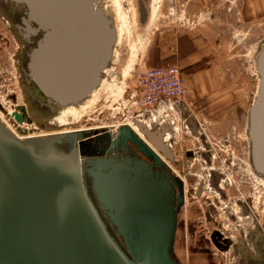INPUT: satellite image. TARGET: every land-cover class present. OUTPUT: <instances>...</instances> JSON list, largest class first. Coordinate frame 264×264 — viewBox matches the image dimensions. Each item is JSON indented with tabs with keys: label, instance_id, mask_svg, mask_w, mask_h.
Returning a JSON list of instances; mask_svg holds the SVG:
<instances>
[{
	"label": "rangeland",
	"instance_id": "1",
	"mask_svg": "<svg viewBox=\"0 0 264 264\" xmlns=\"http://www.w3.org/2000/svg\"><path fill=\"white\" fill-rule=\"evenodd\" d=\"M152 1L120 0L124 6L120 9L122 18L113 20L117 44L113 45V56L100 76L114 87L117 97L113 99L108 91L98 88L96 91L101 92L91 98L86 110H78L79 114L66 125L58 120L59 107L52 106L46 112L30 95L23 74L27 44L16 30L18 23L10 11L11 4L0 2V124L11 135L15 133L22 138L21 141L68 134L74 136L76 143L81 141L91 146L100 133L105 132L112 139L122 128L133 132L135 123L140 121L149 123L154 133L165 123L174 134L177 143L174 147L182 157L186 150L207 153L211 149L215 166L223 171L225 160L232 155L238 158L229 171L233 176L238 175L237 180L239 174L244 175L243 196L253 199V215L264 246V177L250 170L253 182L247 167L248 112L258 91L255 57L264 42V0H156L160 8L155 22L149 23ZM99 3L103 5V0ZM170 65L181 72L186 89L184 104L172 110L135 104L141 73ZM73 107L78 109L77 105ZM18 108L25 109L30 119L21 126L10 117ZM189 123L202 136L191 133ZM65 130L70 132L64 134ZM190 166L198 169L197 160L190 161L189 167L182 164L183 172L189 171ZM199 170L204 176L206 171ZM192 196L190 191L180 214L173 250L178 264L238 263L234 257L236 247L219 252L207 241L208 232L223 225L229 235L240 236L243 241L254 223L249 217H240V232H234L229 214L219 210L216 222L206 225L202 218L206 209L204 201L213 194L207 192L198 202ZM249 246L250 242L243 244L246 249Z\"/></svg>",
	"mask_w": 264,
	"mask_h": 264
},
{
	"label": "water",
	"instance_id": "2",
	"mask_svg": "<svg viewBox=\"0 0 264 264\" xmlns=\"http://www.w3.org/2000/svg\"><path fill=\"white\" fill-rule=\"evenodd\" d=\"M9 1L25 7L31 35L40 34L25 65L32 96L53 106L75 104L88 96L99 84L115 42L111 21L95 7L99 0ZM139 11L144 19L142 5ZM255 63L258 91L248 112L247 137L253 171L264 177V42ZM137 127L159 149L154 134ZM125 138L158 161L127 127L117 131L116 139L107 133L96 137L105 141V149ZM75 144L73 135L21 142L0 124V264H169L170 218L164 215L167 221H159L165 228L155 255L142 261L133 258L130 244L125 242V249L119 245L98 208L99 204L106 212L114 211L120 194L112 198L111 181L123 179L124 168L119 166L118 174L103 172L90 159L77 157L72 163L57 151ZM116 215L115 210L112 218L121 232Z\"/></svg>",
	"mask_w": 264,
	"mask_h": 264
},
{
	"label": "flooded vegetation",
	"instance_id": "3",
	"mask_svg": "<svg viewBox=\"0 0 264 264\" xmlns=\"http://www.w3.org/2000/svg\"><path fill=\"white\" fill-rule=\"evenodd\" d=\"M0 2L11 4L10 11L12 15L16 16L18 23L16 30L27 44V50L23 57V74L31 95V81L27 77L25 65L27 56L40 34L31 35V22L27 20V13L23 5L9 0H0ZM33 98L35 103L39 107L44 108L46 112L53 106L47 101L41 102L35 97ZM15 113L18 114L22 123L23 121H30L27 111L21 110L19 113ZM189 128L194 135L202 136L201 132L196 130L191 123H189ZM149 132H151V129ZM103 134L105 132L97 136ZM153 134L160 144L159 149L153 146L156 151L152 150L156 154L158 161L152 159L146 151L127 138L119 141L111 149H105L104 145L106 143L100 139H95L96 141L91 146L89 145L90 143L83 144V142L79 141L75 145L67 146L66 148H57L58 153L64 154L63 157L69 159L72 163L84 153L85 155H90L87 159H90L93 166L98 167L103 172L111 170L118 174L121 169L119 166L124 168L123 173H121L124 174L123 179L119 182H116V179L111 181L114 186L112 198L114 195L120 194L119 197L116 195V198L118 197L117 200H119L113 203L115 206L114 211L106 212L98 204L111 236L115 238L123 249H125V242L130 244L132 257L142 261L154 256L155 248H158V242L163 241V236H160V233L164 230L165 225H161L159 221H167L162 218L166 215V218H170V226L172 224V236L170 239L171 260L169 259V264H178L173 250L180 228V214L185 206L187 194L191 191L193 195L191 198L198 202L209 192L213 196L205 199L206 209L202 212V218L206 225H212V223L216 222L219 210L225 215L229 214L234 232H240V225L238 224L240 217H249L252 221L251 223H254L251 231H247L243 241L240 236L235 238L229 235L223 225L220 228H214L208 232L207 241L209 244L221 253L228 252L232 247H236L237 251L234 257H237L239 262L234 264H250L247 260L255 261L257 262L256 264H260L259 262L264 264V246L261 244V230L255 221L251 206L253 199L249 198V196L246 198L243 196L246 187L243 179L244 175L242 173L239 174V180H237L238 175L235 173L233 176V173L229 171V167L233 168L236 164L234 160H238V158L236 156L234 158L232 155L231 159L225 160L223 162L225 171H223L215 166L211 149L207 150V153H204V151L186 150L182 157L177 148L174 147V145H177L173 139L174 134L169 132L165 123L159 125ZM112 139H116V136L112 137ZM164 142L166 143L164 144ZM101 152H104V154ZM196 160L198 169L206 171L204 176L197 172V167H191L192 165L189 171L183 172L182 164L185 163L189 167L190 161ZM247 167L248 174L254 182L250 170L256 176L259 177V175L253 171L250 154ZM254 184L258 186V183ZM88 185V191L93 194L90 182ZM125 195L128 196L125 198ZM115 210L118 212L116 216L122 225L121 232L124 235L115 225V219L113 220L112 218L115 215ZM195 211H193L194 215ZM154 219L157 220V227L154 226ZM248 242H250V246L246 249L243 244Z\"/></svg>",
	"mask_w": 264,
	"mask_h": 264
},
{
	"label": "built area",
	"instance_id": "4",
	"mask_svg": "<svg viewBox=\"0 0 264 264\" xmlns=\"http://www.w3.org/2000/svg\"><path fill=\"white\" fill-rule=\"evenodd\" d=\"M138 100L144 106L172 110L184 104L186 89L178 67L170 65L145 69L139 79Z\"/></svg>",
	"mask_w": 264,
	"mask_h": 264
},
{
	"label": "bare ground",
	"instance_id": "5",
	"mask_svg": "<svg viewBox=\"0 0 264 264\" xmlns=\"http://www.w3.org/2000/svg\"><path fill=\"white\" fill-rule=\"evenodd\" d=\"M101 1V0H99ZM99 1L96 3L95 7L96 9H99L107 19H109L111 21V24H112V27L114 29V33H115V41L117 40V32H116V29L114 28L113 26V20H117V19H121L122 18V15L120 14L121 13V3H120V0H103V5H101L99 3ZM128 1V0H125V2ZM159 3H157L156 0H153L152 1V6H151V12L148 14V21L149 23L151 22H155L156 20V17H157V9L160 8ZM128 5V4H127ZM126 6V5H125ZM124 7V6H123ZM124 11H127L126 9ZM128 12V11H127ZM130 12H128V15H129ZM127 16V14H126ZM128 17V16H127ZM130 17V15H129ZM149 25H152V24H149ZM116 42H114V45H115ZM117 44V43H116ZM141 47V46H140ZM113 47H112V52H113ZM131 51V50H130ZM111 52V55L113 56ZM131 54V53H130ZM136 55V54H135ZM111 58V57H110ZM113 58V57H112ZM114 61V60H113ZM114 69V68H113ZM107 72V71H106ZM116 72V71H115ZM123 72V71H122ZM128 72L127 69L124 70V75H126ZM111 78V77H110ZM107 81V80H106ZM98 87L95 88V90H93L88 96H86L85 98H83L82 100L78 101L77 103L75 104H67V105H56L57 107H59V109H61V112H60V117L58 118L59 122L62 123V124H65L66 125V122H69V120L71 118H74L76 117L79 112L78 110H81V109H85L87 106H88V102L92 101V97H96L97 94H99V92L101 91H96L98 88L100 89L101 87V90L102 92H105V91H108L110 97H113V99H115L117 97V93L114 89V87H112L111 85H109L107 82H105L104 79H100L99 80V84L97 85ZM107 98V97H106ZM105 100V99H104ZM74 105H77L78 106V109L73 107ZM88 109V108H87ZM21 110H24L25 109H22V108H18L15 112H18L21 111ZM86 110V109H85ZM13 112V113H15ZM13 113H10V117H12V119L15 121V123H17L18 125H22L23 123H19V122H16V120L14 119L13 117ZM0 119H2L1 117V114H0ZM75 119V118H74ZM138 125L144 127L146 130H150V125L149 123H142L141 121L140 122H136L135 123V128L133 130V133L138 136L142 141H144L153 151H156L154 149V145L153 143L151 142H148L145 140V138L143 137L141 131L138 129ZM21 128V127H20ZM68 132H70L69 130H65L63 133L64 134H67ZM62 133V132H61ZM10 134V133H9ZM68 135V134H67ZM14 138H16L17 140L21 141L22 138H20L18 135H12ZM57 136H64V135H57ZM51 137H54V136H51ZM158 137V136H157ZM154 138L156 139L155 135H154ZM34 140V139H33ZM31 141V140H29ZM21 142H24V141H21ZM27 142V141H26ZM166 142H164L165 144ZM156 155V154H155ZM79 160L82 161V159H87L86 155H80L79 157Z\"/></svg>",
	"mask_w": 264,
	"mask_h": 264
}]
</instances>
